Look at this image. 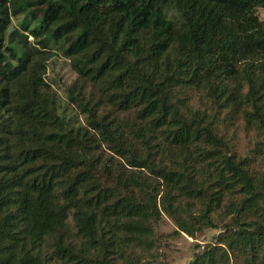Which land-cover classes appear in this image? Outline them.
<instances>
[{"label":"trees","instance_id":"trees-1","mask_svg":"<svg viewBox=\"0 0 264 264\" xmlns=\"http://www.w3.org/2000/svg\"><path fill=\"white\" fill-rule=\"evenodd\" d=\"M259 8L264 0H0V264H150L163 212L193 236L225 201L229 215L262 212L225 227L255 263L264 177L231 154L217 118L232 108L264 144ZM20 16L35 24L12 26ZM51 44L78 75L68 103L46 78ZM188 200L202 201L193 222ZM219 251L205 246L188 264H230Z\"/></svg>","mask_w":264,"mask_h":264},{"label":"rangeland","instance_id":"rangeland-1","mask_svg":"<svg viewBox=\"0 0 264 264\" xmlns=\"http://www.w3.org/2000/svg\"><path fill=\"white\" fill-rule=\"evenodd\" d=\"M174 14L175 12L170 10L169 15ZM257 14L264 23V8H259ZM38 16H40L39 13ZM24 21L30 26L35 24V18L20 16L13 19L12 26L18 28ZM29 40L34 41L32 37ZM50 48L51 58L48 61L46 78L52 84L53 89L58 93L62 102L68 103L66 89L78 80V75L73 70L70 59L64 56L60 47L51 44ZM239 84H241L240 96L244 97L247 92V84L244 81L242 83L239 82ZM205 94V91H198L194 96V101H198L201 106L208 107L211 104L209 105V100L205 98ZM231 110L232 108L226 107L217 118V122L221 125V134L228 141L231 154L236 155L238 158L246 159L252 174L257 181H260L264 177L263 139L258 134L255 125L250 128L246 127L242 115L238 113L237 117V114H234V111ZM243 110H247V107H242L241 113H243ZM201 202L199 200H188L183 203L187 212L192 215L190 218L184 216L187 221L190 222L192 220L193 222L194 219L192 218H197L201 215L203 207ZM226 202L212 214L213 226L195 224L196 231L193 236L181 231L174 219L163 212L161 221L156 228V248L146 255L143 254L144 258L150 260V264H188L195 254L203 252L205 246L212 244L220 248L218 252L220 255L226 253L230 264H264V249L259 250V259L257 258L255 263L252 262L253 256L245 255L249 250L241 246L239 241L234 244L235 240L226 232L225 228L228 224L237 226V222L249 225L257 220V216L261 215L262 212L255 213L252 210L243 211L238 215H229L225 206ZM218 238H220V241Z\"/></svg>","mask_w":264,"mask_h":264}]
</instances>
